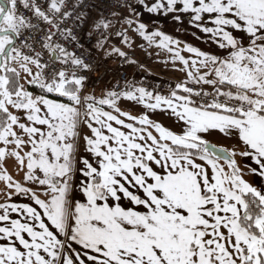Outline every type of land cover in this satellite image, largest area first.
<instances>
[{
	"label": "snow or ice",
	"instance_id": "snow-or-ice-1",
	"mask_svg": "<svg viewBox=\"0 0 264 264\" xmlns=\"http://www.w3.org/2000/svg\"><path fill=\"white\" fill-rule=\"evenodd\" d=\"M88 7L0 0V264H264V0H106L96 47L114 34L130 48L131 33L166 50L186 76L167 95L127 81L88 91L93 68L67 26ZM177 12L216 51L142 16ZM121 100L170 113L174 129Z\"/></svg>",
	"mask_w": 264,
	"mask_h": 264
},
{
	"label": "crops",
	"instance_id": "crops-1",
	"mask_svg": "<svg viewBox=\"0 0 264 264\" xmlns=\"http://www.w3.org/2000/svg\"><path fill=\"white\" fill-rule=\"evenodd\" d=\"M177 15L180 16L179 20L174 19V16ZM142 16L143 19L148 23L150 31L160 30L164 32L165 34L173 37L174 39L181 41V45H180L181 47H183L184 44H189L191 46L198 47L204 51H210V52L216 51L215 45L211 43V41L207 38V36L201 33L199 29L194 27L193 24L190 22L191 14L180 13V12L169 13L167 15L162 13L161 14L142 13ZM205 23H207V21H205ZM89 25H90L89 28L91 29L92 23H90ZM129 35L130 38L133 40V44L130 48L121 44L120 39L116 38L113 40L111 44H108L106 48L102 50L104 60H106L108 64L113 65L120 58L118 55L115 54L111 56H107L105 54L107 51L110 50L112 46H115L129 53L132 59L136 61V63L130 65L139 75L153 74V75L162 76L164 78L179 80V81H182L186 78L185 73L179 75L175 73V70H173L172 68L168 70L164 68L166 65H168L169 67L170 65L172 66L179 65L178 62L175 65L171 62L170 53H168V55L162 56L161 54L160 56L156 55L158 57H152V55L154 53L156 54L157 51H154V53H152V50L149 51L144 50L143 47L147 46V42L143 41L142 38L135 36L131 33ZM141 45H143V47H141ZM154 49L155 50L157 49L155 45H154ZM182 54L185 57H188L190 55L186 52ZM160 63L164 66L157 67L156 65ZM141 65L143 67H141ZM119 106L121 107L122 110L129 111L133 115H139L148 112V110L144 109L142 105L136 104L132 101L121 100L119 102ZM148 114L153 121L160 122L163 126L168 127L170 129H174L176 121L175 118L170 115V113H165L157 110L156 112H148ZM85 131L87 130L85 129ZM209 139L212 142L217 143L218 145H230L231 143H233L232 141L224 139L219 135H212L209 137ZM237 160L241 164L245 162L240 157H237ZM248 163L251 162L248 161ZM245 178L252 179L251 177H245ZM255 182L259 183L258 178L256 179ZM7 191L8 190L5 188V186L2 183H0V203L6 202ZM10 202L31 204V201L28 199V197H26L23 194L20 195L14 194ZM11 215L12 218H18L15 213H12Z\"/></svg>",
	"mask_w": 264,
	"mask_h": 264
},
{
	"label": "built area",
	"instance_id": "built-area-1",
	"mask_svg": "<svg viewBox=\"0 0 264 264\" xmlns=\"http://www.w3.org/2000/svg\"><path fill=\"white\" fill-rule=\"evenodd\" d=\"M88 5H95V7L84 8L87 16L83 22L72 20L67 22L68 27H73L76 34L79 36L81 43L83 44V56L86 62L92 65L93 70L85 73L89 77L88 80V91H99L105 89L122 90L126 86V81L131 82L137 86H143L148 90H155L160 92L162 95H167L168 92L175 86L179 80H170V83L164 81L151 80L148 77L140 76L124 58H119L113 65H110L104 60L102 50L96 47V40L99 33H94L91 37L89 36L90 23L99 16L101 10H105L106 0H85ZM20 11L24 12L25 15H29L22 8ZM105 14L106 11H105ZM79 25V27H77ZM115 35L110 38L108 44H111ZM107 44V45H108ZM106 45V46H107ZM77 54H81V50H77ZM132 59V57L129 55ZM192 86V85H190Z\"/></svg>",
	"mask_w": 264,
	"mask_h": 264
},
{
	"label": "rangeland",
	"instance_id": "rangeland-1",
	"mask_svg": "<svg viewBox=\"0 0 264 264\" xmlns=\"http://www.w3.org/2000/svg\"><path fill=\"white\" fill-rule=\"evenodd\" d=\"M144 48V50H152V53H154V51H157L156 52V54L154 53L153 55H152V57H158V56H156V55H161L162 54V56L163 55H168V52H166V51H164V50H162V49H159V48H157L156 50L154 49V45L153 46H151V47H149L148 45L147 46H144L143 47ZM145 55V54H144ZM151 58V57H150ZM157 67H162V66H164V65H162L161 63L160 64H158V65H156ZM179 67H181V65H175V66H172V65H170V67L168 66V65H166L164 68L166 69V70H168V69H173V70H175V73H177V74H184L183 72H180V71H178L177 69L179 68ZM140 76H142V77H148L149 79H153V80H155V81H164V82H166V83H170L171 81L170 80H172V79H168V78H164V77H162V76H159V75H153V74H141ZM106 90V89H105ZM94 91V90H93ZM102 91H104V90H99V91H95V94L97 95V96H99L100 94H101V92ZM91 92V91H90ZM9 170L10 171H14L13 169H12V167H11V162H9ZM18 177V178H17ZM15 179H20V177L19 176H16V177H14ZM31 186V185H30Z\"/></svg>",
	"mask_w": 264,
	"mask_h": 264
}]
</instances>
